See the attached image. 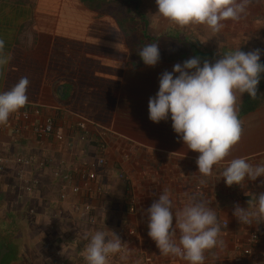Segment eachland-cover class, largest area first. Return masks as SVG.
<instances>
[{
	"label": "crops",
	"instance_id": "0c3cea01",
	"mask_svg": "<svg viewBox=\"0 0 264 264\" xmlns=\"http://www.w3.org/2000/svg\"><path fill=\"white\" fill-rule=\"evenodd\" d=\"M254 2L264 6V0ZM152 11H158L155 0H0V40L4 41L0 56L7 61L0 65V92L27 77L26 105L41 108L45 117L55 118L64 128L62 142L40 143L30 132L16 140L0 134V157L34 155L43 162L53 160L46 169H28L39 187L24 198L17 166L9 164L0 173V264L87 263L83 258L88 238L96 231L117 234L123 225L138 229L141 236L125 240L126 261L110 257L109 264H140L135 254L141 246L160 262L155 242L148 236L147 209L165 189L175 210L185 205L174 194L170 169L194 172L199 153L186 148L171 120L157 124L148 116V101L158 91L160 75L178 63L168 60L184 53L177 44L195 34L193 25L179 27L158 13L149 18ZM131 17L148 24L149 40L159 46L161 59L155 67L141 68L136 58ZM243 99L238 94L237 104ZM79 120L92 124V141L72 129ZM242 124L241 139L226 161L245 157L253 165L264 164V107ZM98 129L107 132L104 145L94 141L98 134L93 131ZM104 147L109 165L98 171L104 193L74 198L96 207L98 226L94 227L85 224L69 202L60 200L52 170L62 162L74 169L81 159L103 155ZM226 166L225 162L214 166L222 214L233 226L225 230L229 237L222 257L231 254L233 244H244L249 235L233 215L234 206L255 210L256 195L264 192V176L246 181L243 187L227 186L222 177ZM121 173L129 176V187L138 199L136 214H129L124 206L126 184L119 180ZM207 179L200 183L202 190L209 186Z\"/></svg>",
	"mask_w": 264,
	"mask_h": 264
},
{
	"label": "clouds",
	"instance_id": "9594fccd",
	"mask_svg": "<svg viewBox=\"0 0 264 264\" xmlns=\"http://www.w3.org/2000/svg\"><path fill=\"white\" fill-rule=\"evenodd\" d=\"M157 13L179 27L203 25L220 33L226 21L238 22L247 14L251 0H155ZM4 41L0 40V53ZM261 50L238 48L210 63L198 56L177 63L159 77L158 91L148 101V116L153 123L171 120L173 131L187 149L199 153L196 165L202 177L214 174V166L225 162L222 177L227 186L243 187L246 181L264 176V164L253 165L245 157L226 161L240 141L242 122L238 116V94L258 96L264 63ZM138 55L144 65L155 67L161 59L157 43L145 44ZM7 61L0 56V65ZM29 80L22 77L10 90L0 92V125L28 103ZM204 181L202 180L201 183ZM233 215L242 225L261 223L264 218V192L256 195L255 210L234 206ZM148 236L160 254L178 257L187 264H205V253L220 247L221 224L208 202L192 195L175 210L170 192L165 189L147 209ZM223 221V220H222ZM127 260L125 242L115 232L109 236L96 231L85 246L87 264H109L110 257Z\"/></svg>",
	"mask_w": 264,
	"mask_h": 264
},
{
	"label": "built area",
	"instance_id": "2783aa9c",
	"mask_svg": "<svg viewBox=\"0 0 264 264\" xmlns=\"http://www.w3.org/2000/svg\"><path fill=\"white\" fill-rule=\"evenodd\" d=\"M90 124L85 120H79L73 130L79 131L83 140L94 139V135L90 132ZM64 128L59 125V122L53 117H45L43 111L39 107L25 106L19 112L10 116L6 125H0V134H7L16 140L23 135L24 132H30L34 135L38 142L46 141L62 142L64 140ZM97 138L94 141L104 145L107 139V132L93 131ZM106 148H102L101 156L95 158H84L79 162V166L71 169L65 162L53 168L52 176L57 182L59 198L62 202H69L72 210L80 217L85 224L90 226H98L96 218V207L92 204L83 203L80 200H75L85 194L89 196H99L104 193V187L99 183L98 171L108 167L109 163L104 156ZM53 164V160L47 162L40 161L37 156H17L13 160L0 157V173H3L6 168L11 165L17 166V179L22 184L21 198L30 196L39 187V181L31 178L28 169L37 167L46 169ZM120 180L126 184L124 195V206L129 214L138 212L139 202L134 194L132 187H129L130 178L124 173L119 176ZM96 185L94 186V184ZM98 183V184H97ZM33 213V211H32ZM229 222V221H228ZM227 220H224L223 226H228ZM222 227V225H221ZM117 234L122 241L126 239L140 238L139 230L129 225H123L117 230ZM90 239V237L88 238ZM135 256L138 257L140 264H161L154 257L152 252L139 247ZM85 260V258H83ZM87 264V263H83ZM169 264H187V262H177ZM205 264H264V240L257 230H252L245 239V243H235L232 245L231 254L228 256L219 257L217 259L205 260Z\"/></svg>",
	"mask_w": 264,
	"mask_h": 264
},
{
	"label": "trees",
	"instance_id": "16d2710c",
	"mask_svg": "<svg viewBox=\"0 0 264 264\" xmlns=\"http://www.w3.org/2000/svg\"><path fill=\"white\" fill-rule=\"evenodd\" d=\"M138 17H140L138 15ZM135 19L132 18V29L134 32V35H132V43L135 42L134 48L136 49V58H138L139 61H141V68L148 67L144 65L142 60L140 59L138 55V51L140 48H142L145 44L148 43H155V41L149 40V35L147 34V28L148 24L139 23ZM133 45V44H132ZM198 56L201 58V61L208 60L210 63H214V58L211 53L205 52L202 50L198 45H187L185 47V51L182 55H180L177 59H169L168 61H176L178 63H183L185 60ZM264 63V62H262ZM136 66V67H140ZM264 87V74H261L260 83L258 85V96L256 99H251L247 94H244V99L240 105H238V116L243 122V120L251 113L261 109L264 107V96L263 94H260L261 88ZM242 128L244 130V126L242 124ZM243 132V131H242ZM180 167L172 168L170 169V178L174 181V194L175 196H178L177 198L181 200L184 204L187 202L188 198L192 195H196L199 198L205 200L208 202L209 206L212 207L217 214L218 221L221 223L222 219L226 220L225 214H222V206L219 204V191L216 188L215 182L219 183V178L217 175H215V172L213 175L209 176V186L207 189L202 190V187L200 186V183L203 179L208 180L207 177H202L199 172L198 168L196 166L194 172L189 171L188 174H184L183 172L179 171ZM165 171V170H164ZM169 177V176H166ZM223 217V218H222ZM222 228L220 239L226 243V238L229 237V234L227 231ZM260 234V232H258ZM261 236V234H260ZM262 237V236H261ZM222 244V246H223ZM156 246V244H155ZM222 246L214 248L212 250H209L205 253L206 259H217L219 257H222L225 249L222 248ZM157 248V247H156ZM156 255L158 256V259L160 260L159 263L161 264H169V263H177V262H186L178 257H171V256H164L160 254L159 249L155 250ZM157 258V257H156Z\"/></svg>",
	"mask_w": 264,
	"mask_h": 264
},
{
	"label": "rangeland",
	"instance_id": "374dc122",
	"mask_svg": "<svg viewBox=\"0 0 264 264\" xmlns=\"http://www.w3.org/2000/svg\"><path fill=\"white\" fill-rule=\"evenodd\" d=\"M148 2H152V0H148ZM155 13H157V11H152V14L148 12V17L155 18ZM160 17L162 16L159 15V18ZM254 23L261 25L253 26L255 25ZM192 30L195 32V34H191L194 35V38L189 37L191 38L189 41H180L179 44H177L179 52H184L187 45L194 44L198 45L205 52L211 53L214 60H217L225 53L234 51L238 48H241V51L246 53L255 49H260L262 53L261 61L264 62V6H257L254 0H251L247 9V14L244 15L240 21H226L225 27L220 33H212L210 29L203 25H193ZM259 93L264 96V87L261 88ZM119 180L115 178V183H118ZM226 220L227 222L229 221L228 219ZM262 220H264V218L261 219V222ZM223 222L224 220L221 221L220 224L224 230L231 229L232 225L229 222L227 227L223 226ZM246 227L249 229V232L252 231V227H255L264 240V223L261 226L260 224H253L247 225Z\"/></svg>",
	"mask_w": 264,
	"mask_h": 264
}]
</instances>
